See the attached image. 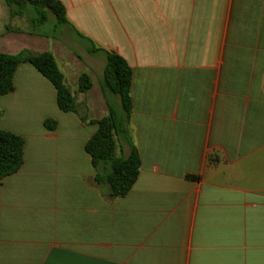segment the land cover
Returning <instances> with one entry per match:
<instances>
[{
    "label": "crops",
    "instance_id": "obj_1",
    "mask_svg": "<svg viewBox=\"0 0 264 264\" xmlns=\"http://www.w3.org/2000/svg\"><path fill=\"white\" fill-rule=\"evenodd\" d=\"M59 1L79 42L0 31L1 53L50 51L75 100L60 110L28 62L0 94V129L24 140L0 179V264H264V0ZM89 40L132 70L116 155L134 146L140 167L123 196L95 181L85 150L94 121L121 112Z\"/></svg>",
    "mask_w": 264,
    "mask_h": 264
},
{
    "label": "trees",
    "instance_id": "obj_2",
    "mask_svg": "<svg viewBox=\"0 0 264 264\" xmlns=\"http://www.w3.org/2000/svg\"><path fill=\"white\" fill-rule=\"evenodd\" d=\"M5 2L9 7L11 17H24L30 21L32 26L46 21L48 14H52L57 23H67L65 7L59 0H5ZM88 42V52L102 51L104 53L102 87L118 95L121 112L116 113L110 109L107 116L94 121L97 124V130L86 141L85 150L91 156L95 169V181L106 184L114 196H123L135 182L140 167L139 154L134 146L128 156L116 155L119 139L129 140L126 123L131 111L132 70L117 53L105 51L97 47L91 40ZM21 62L30 63L53 84L60 110H75L73 94L65 85L57 61L50 51L35 53L23 49L15 54L0 52L1 95L13 90L14 72ZM77 85L80 91H86L91 87V79L86 73H81L78 76ZM43 125L46 129L53 130L57 122L55 119L47 118ZM23 148L22 136L0 129V179L20 168L23 162Z\"/></svg>",
    "mask_w": 264,
    "mask_h": 264
},
{
    "label": "rangeland",
    "instance_id": "obj_3",
    "mask_svg": "<svg viewBox=\"0 0 264 264\" xmlns=\"http://www.w3.org/2000/svg\"><path fill=\"white\" fill-rule=\"evenodd\" d=\"M8 9L9 8H8L7 4L4 2V0H0V31L4 27V24L9 23L11 25H14V24L19 25L21 28H23L25 31H28V33H30V34L34 33V34H39L42 36L48 35L50 37L51 36L56 37L57 35H59V33L62 34L63 32H65V34H67L66 39L68 36L71 40L79 42L78 39L76 38V36L70 30L67 29L65 24L56 22L54 16H52L53 18L50 21H44L41 24H38L36 26H32L30 24V21L28 19H25L24 17H19V18H15L13 20H9L8 19ZM31 31H33V32H31ZM25 34H27V33H24V35Z\"/></svg>",
    "mask_w": 264,
    "mask_h": 264
}]
</instances>
